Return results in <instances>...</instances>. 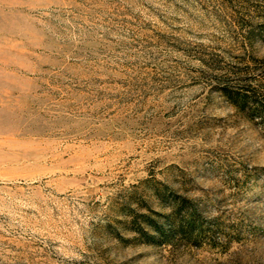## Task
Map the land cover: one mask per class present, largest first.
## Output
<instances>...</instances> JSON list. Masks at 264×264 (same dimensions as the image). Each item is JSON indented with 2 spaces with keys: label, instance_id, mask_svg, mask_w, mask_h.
<instances>
[{
  "label": "rangeland",
  "instance_id": "rangeland-1",
  "mask_svg": "<svg viewBox=\"0 0 264 264\" xmlns=\"http://www.w3.org/2000/svg\"><path fill=\"white\" fill-rule=\"evenodd\" d=\"M0 264H264V0H0Z\"/></svg>",
  "mask_w": 264,
  "mask_h": 264
}]
</instances>
